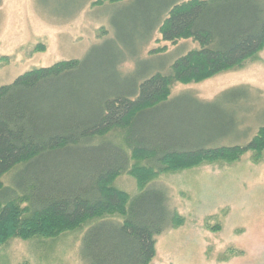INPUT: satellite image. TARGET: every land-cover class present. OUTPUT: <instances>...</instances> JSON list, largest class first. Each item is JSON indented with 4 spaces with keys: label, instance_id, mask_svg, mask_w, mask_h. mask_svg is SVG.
Here are the masks:
<instances>
[{
    "label": "trees",
    "instance_id": "1",
    "mask_svg": "<svg viewBox=\"0 0 264 264\" xmlns=\"http://www.w3.org/2000/svg\"><path fill=\"white\" fill-rule=\"evenodd\" d=\"M108 1L122 17L113 38L80 60L33 69L0 87V241L92 221L81 240L85 264H151L155 238L178 216L149 181L264 152V126L244 145L224 144L237 140L245 87L210 102L169 98L173 85L233 70L262 51L264 0ZM155 32L162 42L191 40L197 48L166 74L154 71L137 59ZM128 61L134 68L124 72ZM124 173L139 184L132 197L111 187ZM20 203L27 215L17 227ZM112 213L122 221L104 218Z\"/></svg>",
    "mask_w": 264,
    "mask_h": 264
},
{
    "label": "rangeland",
    "instance_id": "2",
    "mask_svg": "<svg viewBox=\"0 0 264 264\" xmlns=\"http://www.w3.org/2000/svg\"><path fill=\"white\" fill-rule=\"evenodd\" d=\"M118 12L119 7L108 0H0V87L33 69L82 59L92 46L114 37V24L122 19ZM196 48L191 40L162 42L155 32L137 60L166 74L176 59ZM160 49L164 51L157 53ZM134 65L135 61H128L122 70L129 72ZM239 87L248 90V99L236 109L241 121L237 140L224 144L244 145L264 126V48L233 70L197 83L173 85L169 98L190 95L210 102ZM115 136L123 143L122 131ZM135 161L131 160L133 168L138 167ZM8 181L5 176L3 183ZM149 185L166 194L168 207L178 216L174 226L155 238L151 264H264V152L167 171ZM111 187L129 197L140 191L129 173L117 176ZM24 206H17V227L27 215ZM104 218L123 219L120 213ZM90 223L0 241V264H85L81 240Z\"/></svg>",
    "mask_w": 264,
    "mask_h": 264
}]
</instances>
